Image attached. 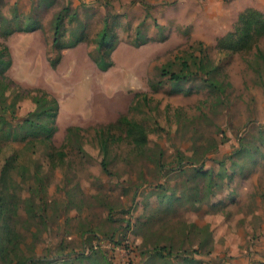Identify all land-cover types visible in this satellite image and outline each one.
<instances>
[{"label":"rangeland","instance_id":"obj_1","mask_svg":"<svg viewBox=\"0 0 264 264\" xmlns=\"http://www.w3.org/2000/svg\"><path fill=\"white\" fill-rule=\"evenodd\" d=\"M0 111V264H264V0H0Z\"/></svg>","mask_w":264,"mask_h":264},{"label":"trees","instance_id":"obj_2","mask_svg":"<svg viewBox=\"0 0 264 264\" xmlns=\"http://www.w3.org/2000/svg\"><path fill=\"white\" fill-rule=\"evenodd\" d=\"M257 12L255 11H245L240 15V20L244 21L245 23H248L249 16H256ZM63 25V15L58 14L55 21V43L58 42V35L60 34L61 28ZM111 38L108 36L107 28H105L100 33V45L101 46H108L110 43ZM111 62L109 63L110 66ZM3 87L6 85L3 83ZM29 95H31V98L33 102L36 104L35 110L31 113L30 117L27 119H21L18 123V126L21 131L14 129L13 131H9L6 133L7 137L12 138L13 140L18 139H26L28 136H41L45 135L47 138H51L53 133L56 131V118L59 112V102L56 98L51 97L46 92H43L39 89L29 90ZM14 105L12 104V107ZM0 116H4L3 111H0ZM11 119H13L11 117ZM120 122L127 124L130 127L129 133L132 135L134 134L135 129L141 128V133L143 134L142 127L135 122H131L126 117H121ZM74 128L70 127L68 129V132L70 133ZM137 142L138 141H134ZM145 140H143L142 143H144ZM11 164L10 160H7L4 170L8 165ZM104 169H106V166L104 165ZM10 241V239H9Z\"/></svg>","mask_w":264,"mask_h":264}]
</instances>
